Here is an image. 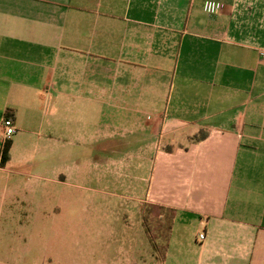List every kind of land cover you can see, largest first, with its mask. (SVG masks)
Instances as JSON below:
<instances>
[{
    "label": "crops",
    "instance_id": "0c3cea01",
    "mask_svg": "<svg viewBox=\"0 0 264 264\" xmlns=\"http://www.w3.org/2000/svg\"><path fill=\"white\" fill-rule=\"evenodd\" d=\"M262 49L264 0H0V174L48 147H136L96 165L123 191L135 173L152 234L87 264H264Z\"/></svg>",
    "mask_w": 264,
    "mask_h": 264
},
{
    "label": "rangeland",
    "instance_id": "374dc122",
    "mask_svg": "<svg viewBox=\"0 0 264 264\" xmlns=\"http://www.w3.org/2000/svg\"><path fill=\"white\" fill-rule=\"evenodd\" d=\"M100 148L78 144L55 151L48 147L25 176L0 174V264H87L90 252L96 258L117 257V249L107 248L108 243L150 238L154 221L144 217L150 230L139 231L140 218L130 199L135 173L123 191L115 186L118 165H96L103 156L119 160L125 150L134 153L136 147H108L110 152ZM104 170L111 173L110 185H103L101 193L93 191L97 185L89 179ZM140 174L138 170L136 176Z\"/></svg>",
    "mask_w": 264,
    "mask_h": 264
},
{
    "label": "built area",
    "instance_id": "2783aa9c",
    "mask_svg": "<svg viewBox=\"0 0 264 264\" xmlns=\"http://www.w3.org/2000/svg\"><path fill=\"white\" fill-rule=\"evenodd\" d=\"M260 58L261 60L264 61V49L260 50ZM3 137H2V141L5 143L7 141H9L12 136L16 133V128H15V125H14V122L13 120L8 117V118H5L3 120ZM199 238L201 240H204L205 239V235L204 234H200L199 235Z\"/></svg>",
    "mask_w": 264,
    "mask_h": 264
},
{
    "label": "trees",
    "instance_id": "16d2710c",
    "mask_svg": "<svg viewBox=\"0 0 264 264\" xmlns=\"http://www.w3.org/2000/svg\"><path fill=\"white\" fill-rule=\"evenodd\" d=\"M11 114H8V116H10ZM7 116V117H8ZM203 137V136H201ZM9 151H10V147H9V144H7L5 147H4V150H3V153H2V164H5L6 160L9 159Z\"/></svg>",
    "mask_w": 264,
    "mask_h": 264
}]
</instances>
